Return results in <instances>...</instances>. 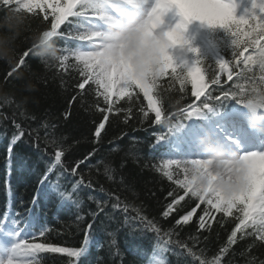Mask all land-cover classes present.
Segmentation results:
<instances>
[{"label":"trees","instance_id":"obj_1","mask_svg":"<svg viewBox=\"0 0 264 264\" xmlns=\"http://www.w3.org/2000/svg\"><path fill=\"white\" fill-rule=\"evenodd\" d=\"M89 3L77 5L75 15ZM260 11L256 10L258 14L247 22L227 23L216 34L209 33L208 37L219 45L223 65L205 49L204 55L190 60L189 65L153 77L148 89L130 85L126 94L107 97L95 81V69L85 68L70 52L71 39L76 37L72 30L78 25L73 14L60 23V16L0 0V216L11 210L30 214V200L40 187L37 208L48 221L45 236L24 245V253L31 254L32 259L19 264H68L69 259L76 264H141L145 263V253L154 264L161 260L167 264H198L204 258L213 259L224 246L228 247L222 256L224 264L264 261V226L250 223L245 200L226 211L208 202L212 200L194 197L182 183L180 167L164 169L158 148L150 149L155 136L185 124L182 115L192 106L197 107L195 123L186 130L206 118L205 108L229 106L230 99L264 107V12ZM26 51L30 56L16 71ZM10 69L13 79H6ZM18 81H26L31 88ZM77 84H81L80 89ZM193 89L197 95L192 94ZM104 102L110 107L131 108L133 116L125 123L122 113H108L109 121L97 138L94 131L102 118L98 108ZM15 124H20L26 135L9 154ZM61 148L65 168L84 161L75 176L65 171L51 177L55 183L60 176L62 185L69 188L83 179L77 195L64 205L55 192L38 184L45 170L56 163L55 152ZM89 153L91 158L85 159ZM105 164L109 171H105ZM172 190L183 193L185 201L176 206L181 215L196 202L206 208L205 222L208 216L213 219L210 230L197 228L202 214L199 209L180 226L172 219L175 210L167 219L161 215ZM140 216L165 230H175L191 246V253L177 247L165 256L154 247L155 235L145 228ZM89 223L93 230L85 245ZM234 226L236 241L229 244ZM52 245L86 249L81 257L70 258L57 253L63 250Z\"/></svg>","mask_w":264,"mask_h":264},{"label":"rangeland","instance_id":"obj_2","mask_svg":"<svg viewBox=\"0 0 264 264\" xmlns=\"http://www.w3.org/2000/svg\"><path fill=\"white\" fill-rule=\"evenodd\" d=\"M18 6L25 9H38L43 12L50 11L53 14L63 13V0H15ZM75 0H70L64 11H67L70 5ZM117 1L122 3V0H103L98 4L100 14L97 18H90L103 22H114L113 16L123 18L126 24L132 26L135 20L128 10H124ZM259 3L260 0H242L236 9H231L223 14L212 16L210 12H206V8L211 4V0H163L162 5L165 10L158 19H151L145 24L144 34L148 36L151 45L148 49L139 52L136 47V40L133 36L132 44L134 47L127 49L119 54L111 52L108 45L102 42L105 40L116 39L120 31H125L124 27L116 26V29L107 30L103 36L96 33L91 37V41L86 42L84 48L76 51V58L83 62L88 67L94 65L98 70L95 81L98 83L100 89L107 97H120L128 92L130 85L138 86L139 88L148 89L145 81H150L153 66H158L157 71L163 69L173 68L179 65H188L187 60L190 58L203 55L201 43L197 35L200 31L215 30L221 23L226 22L231 18L243 17L246 15L252 2ZM134 8V5H132ZM193 8L196 15L194 30L198 31L195 39L190 37L182 28V21H187L184 18L187 9ZM93 21V20H92ZM94 22V21H93ZM93 24V23H92ZM148 26V27H147ZM219 26V27H220ZM97 27V25H95ZM88 27V31H89ZM90 33V32H89ZM123 34V33H122ZM99 38L101 42H99ZM216 46L219 45L214 42ZM176 45H180L182 53L176 55ZM199 45V46H194ZM99 46L103 47V52H100ZM220 50V48H219ZM99 68H97V66ZM241 150V148H239ZM175 158V157H173ZM166 164V168L177 166V160L172 159ZM185 163L190 162L189 168H182L181 172L184 180L183 185L192 193H197L196 196L209 199L212 205H218L219 208L231 211L234 209V202H238L244 193L251 194L249 203V210L257 211L258 205L257 197L260 195L264 180V155L259 157L246 158L240 168L231 164L219 165L212 160L204 163L196 164L190 157L185 160ZM238 185L239 187L230 198H226L221 191V185ZM17 248L13 250L12 254L2 256L0 252V264H12V259L17 255Z\"/></svg>","mask_w":264,"mask_h":264},{"label":"snow or ice","instance_id":"obj_3","mask_svg":"<svg viewBox=\"0 0 264 264\" xmlns=\"http://www.w3.org/2000/svg\"><path fill=\"white\" fill-rule=\"evenodd\" d=\"M30 53L27 51L22 54V58L18 60V64L20 65L19 68L16 69V71L21 70L24 67V64L27 62V58H29ZM6 79L12 78L13 79V70H9L6 73ZM25 88L30 89L31 86L25 81L21 82ZM82 84V81H81ZM81 84H77L76 87L78 89L81 88ZM86 90V86H84ZM103 107H99L98 110L102 113L101 120L97 123V127L94 131V136L97 138L101 137V130L105 129V122L109 121V115L108 113H122L124 116V122L127 123L132 118V109L131 108H123L121 107H110L108 102L103 103ZM15 123V122H14ZM16 132L13 134L11 142L8 145V152L11 154L13 152L14 146L17 144L18 141L21 143L23 142L22 138H25L26 130L21 127L20 124H15ZM109 127L111 125L109 124ZM64 155V149L61 148L60 151L55 152V161L56 163L54 165H50L44 172V174L41 176L40 180L38 181L39 185H43L46 190H51L56 193L57 199L60 201L61 205L67 204L68 202L73 200V197L77 195V189L83 184V179H79L73 182V185L71 188L62 185V182L60 180V176H56V182H52V175H55L56 172L63 173L67 171L69 175L75 176L77 175V169L80 168V165L84 163L83 160L77 162L75 165H68L67 168H65L64 163L61 160V157ZM92 153H89V156L85 159H90ZM159 171V169H157ZM105 171H109L108 165L105 164ZM89 187H91V184H89ZM168 196L171 197L170 202L164 206V209L161 213V215L167 219L169 216H172L173 211H176V215L172 216V219L175 221V224L177 226L187 224L192 217L197 213V209L200 210L202 213L199 216V223L197 224V228L201 230H210L211 229V222L212 217L208 216L207 222H205V217L207 215V210L205 207L201 208V204L199 202H196L195 206L192 207L189 211H187L184 214H180L179 209L176 208L177 205L180 204L181 201H185L183 193L177 194L174 190L169 191ZM40 199V187L37 188V194L34 195L30 203L32 204V207H37V201ZM118 199V198H117ZM78 205V200L75 201ZM113 207H118V204H114ZM29 213H31V209L28 210ZM99 211L103 212V207H99ZM124 211H127V206H125ZM18 213H12L7 214L4 217H0V220H11L13 219ZM93 216H96L97 213H92ZM34 217L32 218V221L34 222ZM140 221L144 224L145 228L150 229L154 235H155V241H154V247L159 249L161 252H163L166 256L167 251H174L177 247H182L187 249L191 253V246L182 238H180L177 235V232L175 230H165L161 226H159L157 223H155L152 219H147L144 216L139 217ZM93 230V224L89 223L87 226V229L85 230V236L84 241L85 245L88 243L89 239L91 238V231ZM48 231V229L43 226L39 229L38 232H34L33 236H45V233ZM236 234V228L235 226L232 228L230 235L228 237V243L232 244L235 243V239L233 238ZM55 248L63 250L62 252L57 253H66L68 257L72 258H79L83 255L86 247L81 248H69L64 246H55L52 245ZM228 252V247L224 246L220 249V252L213 257V259L208 260L207 258H204L202 261L198 262V264H224L222 261L223 254ZM201 256H203V252H201ZM68 264H76L75 261L69 259ZM145 264H154V262L151 259V256L147 253H145ZM158 264H167L165 260H161L158 262ZM260 264H264V261H260Z\"/></svg>","mask_w":264,"mask_h":264},{"label":"bare ground","instance_id":"obj_4","mask_svg":"<svg viewBox=\"0 0 264 264\" xmlns=\"http://www.w3.org/2000/svg\"><path fill=\"white\" fill-rule=\"evenodd\" d=\"M149 0H139L140 4L145 7L147 6ZM151 3V0L149 1L148 4V8L149 5ZM160 0H159V5H153L151 10H147L149 13L146 15L147 20L146 22H150L151 19H158V17L162 14V11L165 10L164 7H161L160 4ZM122 6H124L123 3H121ZM228 10V6L227 5H223L222 3L219 2H214L211 0V4L209 5V7L206 8V12H210L212 14V16H217L219 14H223ZM144 18H139L138 22H142ZM117 23H120L119 21H117ZM117 23H106L104 24V26L106 27V29H112L114 24ZM151 27V26H150ZM133 30V33L129 35V31H127L124 34H119V36L114 40V41H107V45L108 47H110V51L114 52L116 54H119L120 52H123L127 49H131L132 47H134V45L132 44L133 42V38L130 36H133L134 39L136 40V44L135 47L139 52H143L145 50L148 49L149 45H151L150 40L148 38L147 35L144 34V29L141 26H136ZM252 116V117H251ZM234 118L236 120H233L231 117L229 118H225L224 121H235L238 122L237 120H246L250 122V118L252 120L255 121L256 125H260L262 126V129H264V120H259L256 116L252 115L251 113H239L236 114L234 116ZM263 119V118H262ZM241 123V122H238ZM229 126V124H228ZM227 133V132H224ZM246 154H249L248 152H246ZM219 165H224L223 162H218Z\"/></svg>","mask_w":264,"mask_h":264},{"label":"clouds","instance_id":"obj_5","mask_svg":"<svg viewBox=\"0 0 264 264\" xmlns=\"http://www.w3.org/2000/svg\"><path fill=\"white\" fill-rule=\"evenodd\" d=\"M158 66H153V72H155L157 70ZM239 186L238 185H221V191L223 192L224 196L226 198H230L234 192L237 190ZM197 195V193L193 192V196L195 197Z\"/></svg>","mask_w":264,"mask_h":264}]
</instances>
